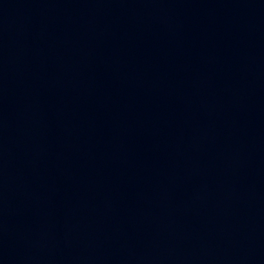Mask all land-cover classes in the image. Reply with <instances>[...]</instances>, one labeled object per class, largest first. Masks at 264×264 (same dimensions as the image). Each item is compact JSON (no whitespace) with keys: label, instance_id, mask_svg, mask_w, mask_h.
Here are the masks:
<instances>
[{"label":"water","instance_id":"obj_1","mask_svg":"<svg viewBox=\"0 0 264 264\" xmlns=\"http://www.w3.org/2000/svg\"><path fill=\"white\" fill-rule=\"evenodd\" d=\"M0 264H54L1 166Z\"/></svg>","mask_w":264,"mask_h":264}]
</instances>
